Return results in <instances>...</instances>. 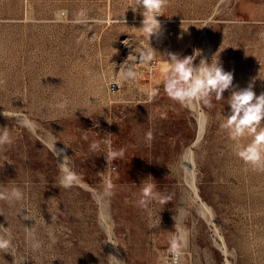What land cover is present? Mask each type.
I'll return each instance as SVG.
<instances>
[{
	"label": "rangeland",
	"instance_id": "obj_1",
	"mask_svg": "<svg viewBox=\"0 0 264 264\" xmlns=\"http://www.w3.org/2000/svg\"><path fill=\"white\" fill-rule=\"evenodd\" d=\"M129 3L0 0V127L14 141L0 147V191L23 192L20 202L0 200L13 245L0 264H173L180 233L181 264H264V172L235 155L222 127L231 91L210 108L181 105L163 90L161 56L199 50L194 64L218 60L234 86L253 83L260 95L264 0H168L162 34L150 39L156 58L136 65L135 80L118 66L149 41ZM64 156L81 185L58 186ZM144 180L162 199L140 207Z\"/></svg>",
	"mask_w": 264,
	"mask_h": 264
},
{
	"label": "clouds",
	"instance_id": "obj_2",
	"mask_svg": "<svg viewBox=\"0 0 264 264\" xmlns=\"http://www.w3.org/2000/svg\"><path fill=\"white\" fill-rule=\"evenodd\" d=\"M167 3L168 0H130L128 8H131L133 12L140 10V14L143 16L142 26L139 29L147 34L149 45L148 47L135 48L118 66V71H123L126 80L136 79L138 75L136 65H148L155 60L158 52L150 46V39L153 36L159 38L162 34L161 22L157 17L162 15ZM123 22L125 23L124 20ZM125 43L127 44V41ZM200 55L199 50H194L193 55L184 57L171 52L161 55L167 60V68L163 73L162 80L164 92L171 100L181 105L187 106L195 102L210 108L213 100L222 101L225 91L230 90L231 94L226 101L230 110L227 115H224L222 127L228 133L229 139L234 142L235 155L252 170L264 172V92L257 95L253 90V83H249L245 88L234 86L233 72L225 71L218 60L212 59L209 63L206 58H201L199 64H194L196 57ZM158 94L159 89L157 88L151 90L148 95L150 98H154ZM67 103L68 101L64 100L58 107L63 109ZM3 115L8 118L5 111ZM29 123L28 121L20 122L22 127H28ZM149 137H151V133H149ZM246 138H250V140L244 143ZM13 142L8 127H0V147L10 146ZM99 149V142L91 143L90 150L95 152ZM57 151L60 155L64 149H57ZM123 155L124 149H120L110 151L105 155V158L109 163L110 160L115 161L117 158H122ZM68 158L64 156L62 162L58 160L60 168L58 186L65 189L79 186L83 182L80 174L65 166L64 160ZM146 180L141 183L140 199L137 202L140 207H147L154 200L162 199L161 194L156 191V184L146 182ZM112 188L113 185L109 183L107 189L111 190ZM0 200L9 204L20 202L23 200V192L19 188L0 191ZM24 219H29V217L26 216ZM158 226L159 224L152 227ZM184 242L185 235L183 233L173 237L170 252L174 257L179 258ZM12 247L11 232L0 225V251L11 253ZM31 247L33 250H38L41 245L36 241L31 243ZM173 264H175V260Z\"/></svg>",
	"mask_w": 264,
	"mask_h": 264
},
{
	"label": "bare ground",
	"instance_id": "obj_3",
	"mask_svg": "<svg viewBox=\"0 0 264 264\" xmlns=\"http://www.w3.org/2000/svg\"><path fill=\"white\" fill-rule=\"evenodd\" d=\"M203 116H204V115H203ZM199 119H200V118H199ZM204 123H205V122H204ZM201 124H202V125L199 124V125L201 126V127H200L201 129L198 130L199 133H200V134H199L200 136H198V137H201V135H202L203 132H204L203 129H204V126H205V125H203L202 120H201ZM202 131H203V132H202ZM201 133H202V134H201ZM197 139H198V138H197ZM197 139H196V140H197ZM190 154H191V153H190ZM188 157H189V155L187 156V158H188ZM188 159H189V161H190V158H188ZM186 164H187V165H186V170H187L189 173L192 174V169H193V168H192V162H191V163H187V162H186ZM201 203H202V202H201ZM202 206L204 207V206H206V205L202 204ZM203 209H204V208H203ZM205 210H206V209H205ZM209 210H210V208H207V211H209ZM201 211H202V210H201ZM201 213H202V212H201ZM204 213H205V211H204ZM102 215H103V214H102ZM212 216H213V215H212ZM102 217H103V216H102ZM211 218H212V217H211ZM214 219H215V218H214ZM214 219H212L213 222H214ZM211 223H212V222H211ZM213 224H214V223H213Z\"/></svg>",
	"mask_w": 264,
	"mask_h": 264
},
{
	"label": "built area",
	"instance_id": "obj_4",
	"mask_svg": "<svg viewBox=\"0 0 264 264\" xmlns=\"http://www.w3.org/2000/svg\"><path fill=\"white\" fill-rule=\"evenodd\" d=\"M169 256H170L171 263H173L175 260V264H181L182 262L181 255L179 256V258H176L171 252H169Z\"/></svg>",
	"mask_w": 264,
	"mask_h": 264
}]
</instances>
